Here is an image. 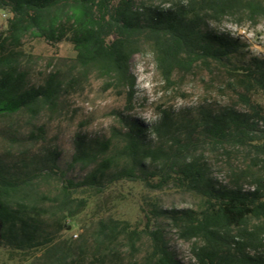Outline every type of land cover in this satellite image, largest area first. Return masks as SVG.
<instances>
[{
	"label": "trees",
	"instance_id": "trees-1",
	"mask_svg": "<svg viewBox=\"0 0 264 264\" xmlns=\"http://www.w3.org/2000/svg\"><path fill=\"white\" fill-rule=\"evenodd\" d=\"M0 9L10 14L0 33V117L26 111L36 118L44 109L55 110L64 93L93 76L131 102L136 87L131 60L146 47L167 83L177 73L214 64L225 71L235 95L234 104L218 109L201 104L196 115L176 118L171 110H162L152 130L159 141L154 148L143 144L144 128L136 122L126 132L115 130L123 146L105 156L85 181L64 182L58 209L67 212L66 218L74 217L85 202L78 193L86 189L104 193L109 186L98 180V174L105 176L119 163L124 166L112 183L143 182L153 191L193 193L201 200L198 208L166 212L142 208L140 221L134 224L101 220L93 244L88 240L75 248L64 244L52 264H181L156 224L161 213L170 217L182 239L195 241L192 253L197 264H264V59L238 60L246 44L206 29L209 22L234 16L239 23L264 22V0H172L169 7L154 6L150 0H0ZM28 36L72 46L76 55L66 76L54 71L42 86L28 88L24 68L28 56L22 50ZM16 139L11 138L15 143ZM112 142H93L97 153L82 149L83 142H78L74 161L91 165ZM206 145L227 153L232 184H218L210 175L200 152ZM230 148L251 155L246 167L231 164ZM7 156L8 152L0 157V259L2 253L30 257L51 241L37 238L47 210L37 206L32 180L38 175L51 179L58 172L56 166L38 168V175L22 178L7 169L3 163ZM145 163L159 168L139 174ZM143 238L148 248L139 256ZM122 241L129 249L127 258L119 248Z\"/></svg>",
	"mask_w": 264,
	"mask_h": 264
},
{
	"label": "rangeland",
	"instance_id": "rangeland-1",
	"mask_svg": "<svg viewBox=\"0 0 264 264\" xmlns=\"http://www.w3.org/2000/svg\"><path fill=\"white\" fill-rule=\"evenodd\" d=\"M150 1L154 6L164 7H169L172 2ZM9 18L10 14L0 9V33L7 28ZM206 29L218 35H229L246 44L247 47L242 48L237 55L238 60L249 61L252 57L264 59L263 21L253 24L243 20L239 23L238 17L234 16L221 23L209 22ZM22 50L28 56L24 58L28 88L42 86L46 77L54 71H61L62 76H66L71 60L76 55L68 43L54 45L31 36L24 40ZM130 71L136 78L135 94L131 102L126 94L118 95L113 89L107 90L105 81L93 76L89 82L68 94L64 93L55 110L44 109L36 118H32L26 111L11 117H0V157L9 153L3 159L8 170L22 178L38 175V168L56 166L58 172L51 179L38 175L32 180L37 206L47 210L37 238L41 241L48 238L51 241L45 247L38 248L30 257L2 253L0 264H52L64 244L72 248L84 240L93 244L101 220L107 222L113 218L134 224L140 221L142 208L148 212L157 207L161 212H166L196 209L200 206L201 200L193 193L171 188L153 191L146 188L143 182L124 180L112 183L115 174L124 166L119 163L105 176L98 174V180L109 186L104 193L88 189L83 193L81 191L77 196L85 202L74 217L66 218L67 212H59L63 183L68 180L75 183L85 181L96 172L105 156L116 154L123 146V142L119 141L121 137L115 136V130L126 132L130 124L136 122L144 128L141 136L143 144L154 148L159 141L152 130L162 110H171L177 118L180 115H196L201 104L218 109L234 104L235 101L225 71L214 64L196 67L188 74L177 73L167 83L157 69L151 48L146 47L132 58ZM261 102L264 105V97ZM14 137L17 138L16 143L11 140ZM108 139L113 140L110 150L99 153L93 164L86 166L84 162L74 161L78 142H83L82 149L97 153L93 142ZM230 151L231 164L244 168L250 162L251 155L245 150L230 148ZM200 152L207 159L210 175L218 184L233 183L234 175L224 149L216 150L206 145ZM158 168L157 164L145 163L140 167L139 174L157 171ZM156 224L163 230L170 251L181 264H197L192 253L195 241L182 239L170 217L164 213L157 215ZM119 248L123 258L129 257L126 242L122 241ZM147 248L148 241L143 238L139 256H143Z\"/></svg>",
	"mask_w": 264,
	"mask_h": 264
}]
</instances>
